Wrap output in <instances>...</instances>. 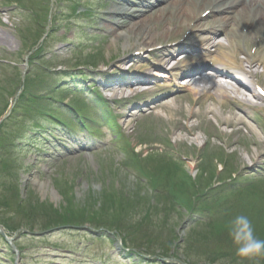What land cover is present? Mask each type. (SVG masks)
I'll return each mask as SVG.
<instances>
[{"label": "rangeland", "instance_id": "374dc122", "mask_svg": "<svg viewBox=\"0 0 264 264\" xmlns=\"http://www.w3.org/2000/svg\"><path fill=\"white\" fill-rule=\"evenodd\" d=\"M24 26H28L27 19L21 23V27L19 28V30ZM84 28L85 27H82L83 31L85 30ZM19 30L17 31L18 35L13 34V38L11 37L12 48H7V53L12 56L0 54L1 60L8 62L0 63V116H3L7 113L6 110L4 111L6 103H8L9 101H13L14 104L15 99L11 98L13 97V95H10L14 92V96H16L19 90L17 92H15V90L21 86V83L19 81L20 78L9 73L11 71L10 66H14V61L17 62L16 64L20 65V70H24V52H26L25 49L27 47V44L24 43V45L22 46L23 43H21V40L19 38ZM60 30L61 28L58 27L56 29V36L53 39L49 40V44L51 45V47H54L57 40L59 39ZM26 40L27 38L25 37L22 39V42H25ZM121 44H124V40L122 39L120 41V45ZM120 47L118 49H114L113 52H110L112 53V57L118 55L127 57L129 56V54H132V46H130L128 49ZM102 50L104 54L108 52L105 47ZM19 51L22 52L21 55L15 56L19 53ZM62 58L63 56H60V59ZM106 58L107 60L105 61H108V55L106 56ZM65 66L66 68H64V65H62V63H60L55 66H51L50 69L59 67L63 72H70L72 70L78 72L77 69H67L75 68L73 67V62H70ZM194 98L195 97L193 96H187L181 100L173 102L174 104L172 106L166 107L165 110L161 112V114L164 115L166 119L162 118L153 121L155 123V131L160 133V137H169L170 140H173L172 142L175 144L176 139H174V135L171 133L170 127L174 126V120H176V122H181V120L183 119L182 117L174 116L175 108L180 109L183 113H186L185 110H188V108H191L193 111H200V114L202 116L208 117L206 120V124H196L198 125V128H203L204 130V132H200L199 134L200 139L198 141H190L187 139L184 145H178L179 142L177 141V147L175 144V146H171L170 149L175 148L174 153L178 157H187L185 161V167L187 170L192 171L191 167H193L194 164L190 161V159H192L191 157H193V160H195L196 164L197 162L202 161L201 156L205 152L206 148L203 147L200 152L198 150L200 146H202L207 141L209 143L210 149L219 151V154L217 155L219 156L218 162L212 161L211 168L215 169L216 166L217 169L222 163L221 161L229 162L232 165L229 169L231 171L236 170V176L238 177L241 169L243 168L242 166H244L245 163L249 162L245 160L248 154L252 156L254 155V153H256V147L252 143V138L255 139V137L250 136L249 127H244L243 125L242 128L238 129L230 128L233 127L232 125L228 126L227 128H222V125L217 122L215 117L207 114L209 108H206L205 106L202 107V104H204L202 103V101H198V104L200 103V105H197L195 107L192 106V104L194 103ZM217 105L218 107H215V110H213L214 112L218 114L220 112L221 115H224L226 117L234 116L233 114L235 111L233 109L232 110L234 112L228 109V106H226L227 108L221 109L219 107V104ZM29 116L30 114H26L23 111L17 113L15 116V121H17V124L15 122H12L8 127L9 133L3 136L0 135V144L1 140L10 139L9 143L6 144L3 148L0 145V156L5 157V152L10 153V158L15 160L16 166L18 168H21L19 170L17 169L16 171L20 174L22 190L24 191L23 194L26 196L25 198L27 199V201H31L30 205L35 204V207L39 206L43 208V210L45 209L48 212L47 215L50 216V219H46L42 215V212L38 213L36 210L32 211L28 206L27 209L21 213L20 217L17 220L19 223H22V226L30 224V230L40 232L47 229L46 226L42 227V225L49 226V223L58 221V218L60 219L59 216L50 214L51 209L59 210L60 208H66L68 212L73 211L69 210L70 208L67 205V203H69L74 205L76 204L80 206H87L90 210H96L97 207H99L98 203L100 201L102 202L103 207H100L99 210L105 212L106 214L109 213L110 215H112L113 219L117 220L113 224L115 225L116 222H119L122 219L120 215H115V212L121 209L120 205L122 202L126 203V206H128L127 199H131L132 197H134L132 196L133 193L140 191L142 193L141 199H143V201H150L148 200L147 195L144 196V194H147L144 191L146 188L139 190L140 187H137V183L134 177L129 176L127 171L122 170L126 168H123L121 167L122 165H120L123 154L121 150L116 149L114 143L112 145L106 146L105 148H103V150H95L94 152L90 153L71 152L72 150L65 149V147L61 146L58 142H54L51 147L44 149L48 152H29L26 147H23V142L19 143L16 140L18 125L20 121H27ZM168 122H170L169 125L167 124ZM251 125L254 127L253 124ZM218 126L220 127V130H228L224 131V133L227 135L226 139L228 140V143H235V148L233 146L227 148L223 145L225 149L220 151V149L218 148L220 147V144H217V141L214 140V137L219 140L220 143H223L224 141L227 142V140H224V137H220L219 130H215V128ZM235 130H237L238 133L235 132ZM229 132L233 133L234 135H230L231 133ZM246 135L249 136V139H247ZM255 136L259 137L256 139H263L264 137L260 132L255 134ZM128 138H130L132 142L137 140V137L131 138L130 135H128ZM162 145L163 146H159V149H166V144L163 143ZM157 147L158 145H149L147 149L146 147H142L141 149L152 150L154 148L155 150V148ZM200 166L201 164H198V167ZM198 167L196 166L194 174H197L196 172H198ZM1 169L2 159L0 157V178L3 172ZM221 177L222 176H220V178ZM11 188L12 187H10V189ZM241 188H244V185L238 184L236 186V190H239ZM1 189L2 187H0V190ZM106 189H110V193L108 195L104 194L103 192ZM263 191L264 185L260 184L256 192L254 191L249 197L252 199L253 197H257V195L260 196L258 193H261ZM0 192L3 193V191ZM11 192L13 194L14 189H12ZM254 193H256L257 195H254ZM155 194L156 193L152 190L148 195L155 196ZM142 196L144 197L142 198ZM34 198L35 200H38L37 203H35ZM73 199L75 202L72 203ZM10 201H12V198H9V202ZM2 203L4 204L5 202L2 201ZM152 203L154 206L153 221L151 218H147V220H145V212L143 210L136 212V216H134L133 218L130 215L132 219H126L124 228V231H126L125 235L127 237L133 235V237H129L128 239L130 241V245L141 247L140 251L146 250L145 248H142L141 244H144L149 250H157L158 252L166 251L163 246H165L166 243L171 242V240L174 241L176 239V236H179L180 239H177L178 243L175 245L176 248L178 247V252L176 253V255L178 256V260L180 261L177 262V264H186L185 249L187 250V248L184 246L183 248L185 249L181 250V245L183 244L182 240H184L185 238V233L182 227L179 228L178 226L176 230L173 226L175 223L179 225L180 221L177 219L176 214L170 217L166 214H163V211L165 210L163 205L160 206V210L158 211L153 201ZM129 204L130 205L128 207H131L135 205V202H130ZM149 204H151V202H149ZM4 206L5 204L3 205V208H0V223L2 224H6L5 220L2 219L3 215L7 211ZM132 210L133 208H130V211ZM173 212H175V210H173ZM32 213L34 215H31ZM233 213L238 214L237 211H234ZM157 214L158 216H156ZM231 215H229V217ZM216 216L217 215L209 220V222H211L212 224L217 223L218 225L216 227H212L210 229L202 228V226L205 225L201 224L198 227L196 237H191L192 239H194L192 240V242L197 241V243L194 244L193 252L190 253L193 261L201 260L202 264H208L209 260L211 261L217 258L216 256H220V245L223 246L225 242L223 239H227L223 222L228 217L223 218L219 215L217 217ZM142 217L144 218V222H142L141 220ZM158 218L160 220H158ZM87 220L88 219L85 218H74L71 220V224L74 223L75 225L80 227L90 228L88 222L86 223ZM184 222H188V219H185ZM143 223L145 225H143ZM254 224L255 230H257V232L255 233L260 238L259 234L264 233V223L263 221L256 220ZM32 226L35 227L33 228ZM49 228H53L55 230L56 228H58V226L53 225ZM113 230L115 231L117 230V228ZM208 230L210 231L208 235H206ZM118 231L120 230L118 229ZM144 231L147 234H144ZM5 234L9 235L10 232L7 231L5 232ZM103 235L105 236V233L103 231L99 232L90 229H83V231H70L68 229H64L49 234V239L45 241H41L40 239H37L38 241H35L32 240V238L21 237L19 241L22 245L21 254L23 256L21 258L20 264H109L105 263L106 256L109 255L112 257V255H114L115 258H117L118 255L112 250L113 243H111V240L100 241L97 239L102 238ZM229 243L231 244L230 241ZM0 254H2V257L6 256V258L0 260V264H14L13 257L11 256V251H9V249L3 244L1 240ZM103 258L105 259L103 260ZM205 261L208 262L206 263ZM227 262H230V260H227Z\"/></svg>", "mask_w": 264, "mask_h": 264}, {"label": "bare ground", "instance_id": "6f19581e", "mask_svg": "<svg viewBox=\"0 0 264 264\" xmlns=\"http://www.w3.org/2000/svg\"><path fill=\"white\" fill-rule=\"evenodd\" d=\"M253 5H258V4H253ZM251 4H243L241 5V10L239 9L238 6L235 7H225V8H221V10H223L228 18H226V20L223 22L222 26L220 27V30L225 31L226 32V27H230L233 26V23L237 22V20H239V22L236 24V26L234 27V29L231 31V36H229L228 34L225 35L226 38V42L225 46H233L237 43V40L240 39L242 37V34L244 36V44L247 43L248 46H255V50H259L262 52L261 56H255V58L257 60H259L260 62H264V42L260 43L262 41L261 39V31L260 28L264 27V16L262 18H258L255 16L260 14V8L253 6ZM186 4H183L180 0H177L175 3H173V5L170 8H166L163 9L165 11H163L160 20L157 21V23H151V22H145V26L143 29L142 28H133L129 33H123V34H119L117 33V29H116V25L108 22L109 25H105L104 24V28L107 29V32L110 34L115 35V41H118L120 39L124 40L125 45L123 46L124 48L128 49L130 46H132V48H134V50L138 49L136 47L138 46H145V48H149L148 53H152V55H154L155 59H157V63H155V68L158 70H162V68L165 66V64H169L171 62V55H169L168 57H164V54H166V49L165 48H161L159 50H157L155 47L159 46L161 44L160 40H166L168 39L172 33H180L184 32L186 30L191 29V26L188 25L191 21L190 18L192 17V14L188 8H185ZM125 12V11H124ZM253 15V17H252ZM1 17V15H0ZM255 18V22H252V19ZM104 20H107V18H105ZM115 21V20H113ZM152 22H156V21H152ZM1 30H0V46L7 43L9 44L11 40V37L9 38V33L12 34V32L8 29H6L4 26H0ZM239 28H241V36H239L240 31ZM136 29V31H135ZM195 30H193L192 32H194ZM191 32V34H193ZM249 34V35H245V34ZM252 37H254L252 39ZM264 40V39H263ZM179 46V45H178ZM220 46H222V44H220ZM114 47V46H112ZM228 49H232L231 47H228ZM178 50V47H177ZM243 55V52H242ZM248 55H246L247 57ZM207 57V56H206ZM253 57V56H251ZM144 58H147V54L144 55ZM207 58H211L210 56ZM250 59V58H248ZM170 60V61H169ZM169 61V62H168ZM220 64L226 68V69H232L234 66H237L238 63L235 62L234 59L229 58V54L226 53L223 55V59L220 60ZM261 68L264 70V65L261 66ZM223 73V72H220ZM264 75V72H263ZM239 86H241L240 83H237ZM211 87L214 89L215 93L214 96L215 98L219 99L221 102H224V92L221 89L217 88V85L215 83H213L211 85ZM208 89L207 87H204L203 90ZM222 104V103H221ZM176 109L174 110V112H176ZM179 114H182L181 110H178ZM177 114V113H175ZM212 114V113H211ZM220 114V115H219ZM214 113L213 115L217 118L218 122L223 125V126H230V125H236L237 123H239V121L241 120L240 118H238L237 116H224L221 115V113ZM220 116V117H218ZM186 132L190 135H192V130H187L185 127H180L177 130V133H175V137H176V141L179 142H186V140L182 139L180 132ZM180 134V135H179ZM191 140H195L198 141L199 138L197 136H194ZM255 142V141H254ZM231 146L233 145V143L230 144ZM262 149L261 145L258 146V150L257 153H259V151ZM262 159L261 156H258L256 153H254V155L250 156V154H248L247 158L245 160L249 161V162H253V161H260ZM248 163V162H247ZM247 163H245L244 165H246Z\"/></svg>", "mask_w": 264, "mask_h": 264}, {"label": "clouds", "instance_id": "9594fccd", "mask_svg": "<svg viewBox=\"0 0 264 264\" xmlns=\"http://www.w3.org/2000/svg\"><path fill=\"white\" fill-rule=\"evenodd\" d=\"M223 226L238 257L249 259L264 256V239L256 235L253 221L247 214L231 215Z\"/></svg>", "mask_w": 264, "mask_h": 264}, {"label": "trees", "instance_id": "16d2710c", "mask_svg": "<svg viewBox=\"0 0 264 264\" xmlns=\"http://www.w3.org/2000/svg\"><path fill=\"white\" fill-rule=\"evenodd\" d=\"M10 192V190H9ZM135 199V198H134ZM109 200V198H108ZM130 201H133V197L131 199H129ZM104 201V200H103ZM75 201H72V203ZM35 205V204H34ZM68 207L70 208L69 210H73V211H69L66 210V208H60L59 210L56 209H51L50 214H54L60 217V219L58 218V221L55 222H51L49 223V226L47 225H42L46 226L47 228H49L50 226H57V225H64V224H70L72 223V219L76 218V219H88L87 221H93V222H97V223H104L107 226H110V223H113V216L110 215L109 213H105L103 211H100L99 209H89L87 206H80V205H74V204H69L67 203ZM101 205V203H100ZM123 206V212H125L126 210H128V206L130 205L128 202V206H126V203H122L121 204ZM34 207V206H33ZM103 207V206H100ZM36 209L32 208V211H37L38 213H43L42 215L46 218V219H50V216L47 215V211L39 206L34 207ZM42 210H40V209ZM92 211V212H90ZM73 214V215H72ZM87 214V215H86ZM31 215H34L33 213ZM91 215V216H90ZM123 225H125V222L122 221ZM33 228L35 226H32Z\"/></svg>", "mask_w": 264, "mask_h": 264}]
</instances>
